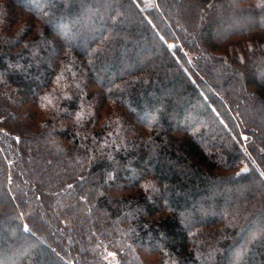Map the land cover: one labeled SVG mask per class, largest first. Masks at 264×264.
Here are the masks:
<instances>
[{
    "label": "trees",
    "instance_id": "1",
    "mask_svg": "<svg viewBox=\"0 0 264 264\" xmlns=\"http://www.w3.org/2000/svg\"><path fill=\"white\" fill-rule=\"evenodd\" d=\"M111 251L264 264V0H0V264Z\"/></svg>",
    "mask_w": 264,
    "mask_h": 264
},
{
    "label": "rangeland",
    "instance_id": "2",
    "mask_svg": "<svg viewBox=\"0 0 264 264\" xmlns=\"http://www.w3.org/2000/svg\"><path fill=\"white\" fill-rule=\"evenodd\" d=\"M175 42H170V46L173 48L175 46ZM108 261L109 264L113 263V264H118V256L114 251L109 252V256H108Z\"/></svg>",
    "mask_w": 264,
    "mask_h": 264
},
{
    "label": "built area",
    "instance_id": "3",
    "mask_svg": "<svg viewBox=\"0 0 264 264\" xmlns=\"http://www.w3.org/2000/svg\"><path fill=\"white\" fill-rule=\"evenodd\" d=\"M110 264H113V263H110Z\"/></svg>",
    "mask_w": 264,
    "mask_h": 264
},
{
    "label": "snow or ice",
    "instance_id": "4",
    "mask_svg": "<svg viewBox=\"0 0 264 264\" xmlns=\"http://www.w3.org/2000/svg\"><path fill=\"white\" fill-rule=\"evenodd\" d=\"M171 47V46H170Z\"/></svg>",
    "mask_w": 264,
    "mask_h": 264
}]
</instances>
